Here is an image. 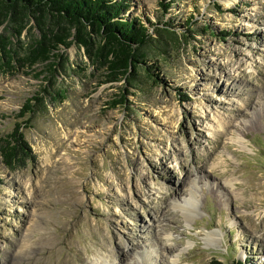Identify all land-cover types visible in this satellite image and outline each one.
Instances as JSON below:
<instances>
[{"label":"rangeland","instance_id":"rangeland-1","mask_svg":"<svg viewBox=\"0 0 264 264\" xmlns=\"http://www.w3.org/2000/svg\"><path fill=\"white\" fill-rule=\"evenodd\" d=\"M130 3L134 73L0 25V264H264V0Z\"/></svg>","mask_w":264,"mask_h":264},{"label":"trees","instance_id":"trees-1","mask_svg":"<svg viewBox=\"0 0 264 264\" xmlns=\"http://www.w3.org/2000/svg\"><path fill=\"white\" fill-rule=\"evenodd\" d=\"M130 0H0V25L4 21L33 20L42 35L30 46V54L48 60L58 45H69L72 39L90 51V34L96 31L106 38V55L111 73H133L144 53L138 51L149 36L135 17L127 19L125 13L130 9ZM192 21L186 18V25ZM11 146L2 151L4 160L13 164L19 160L16 145L26 154L27 145L23 134L15 130L11 134Z\"/></svg>","mask_w":264,"mask_h":264},{"label":"bare ground","instance_id":"bare-ground-1","mask_svg":"<svg viewBox=\"0 0 264 264\" xmlns=\"http://www.w3.org/2000/svg\"><path fill=\"white\" fill-rule=\"evenodd\" d=\"M190 198H192L191 202L188 201L189 199H186V201H188V203H190V204H192V203L194 204V194H192ZM190 204L184 203L183 205L182 204H178V206H181V207L184 206V208H187V209L190 210V208H191ZM208 240L212 241V240H214V238L211 235H209L208 236ZM27 259H28V261H27L26 264H45L46 263L44 260L42 261V260H40L38 258H34V257H29ZM58 260H59V264H64L65 263L64 258L59 257ZM87 264H115V263L109 261L107 259V257H104L102 259H99V257H98L96 260H92V261L88 262Z\"/></svg>","mask_w":264,"mask_h":264}]
</instances>
